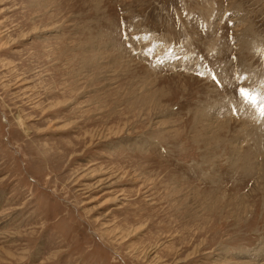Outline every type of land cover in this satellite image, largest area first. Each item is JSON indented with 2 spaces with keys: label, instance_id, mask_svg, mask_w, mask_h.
I'll use <instances>...</instances> for the list:
<instances>
[{
  "label": "rangeland",
  "instance_id": "374dc122",
  "mask_svg": "<svg viewBox=\"0 0 264 264\" xmlns=\"http://www.w3.org/2000/svg\"><path fill=\"white\" fill-rule=\"evenodd\" d=\"M261 101L264 0H0V264H264Z\"/></svg>",
  "mask_w": 264,
  "mask_h": 264
},
{
  "label": "snow or ice",
  "instance_id": "6c2138e0",
  "mask_svg": "<svg viewBox=\"0 0 264 264\" xmlns=\"http://www.w3.org/2000/svg\"><path fill=\"white\" fill-rule=\"evenodd\" d=\"M203 76L204 74L201 73ZM211 79L213 81L216 80V76H212ZM239 95L248 103L253 104L255 106V98L247 91V89L244 86H239ZM261 103H264V101H261ZM261 116L264 118V110L261 111Z\"/></svg>",
  "mask_w": 264,
  "mask_h": 264
}]
</instances>
